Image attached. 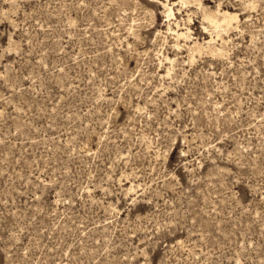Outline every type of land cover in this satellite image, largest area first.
Returning <instances> with one entry per match:
<instances>
[{
	"label": "rangeland",
	"instance_id": "obj_1",
	"mask_svg": "<svg viewBox=\"0 0 264 264\" xmlns=\"http://www.w3.org/2000/svg\"><path fill=\"white\" fill-rule=\"evenodd\" d=\"M0 264H264V0H0Z\"/></svg>",
	"mask_w": 264,
	"mask_h": 264
},
{
	"label": "bare ground",
	"instance_id": "obj_2",
	"mask_svg": "<svg viewBox=\"0 0 264 264\" xmlns=\"http://www.w3.org/2000/svg\"><path fill=\"white\" fill-rule=\"evenodd\" d=\"M181 1H182V3L185 2V0H181ZM174 4L175 3H172V5H174ZM198 5H199V8H200V11L202 10L201 13H202L203 19L206 20V22H208V24H210V26H214V27L222 26V27L228 28V27H230L232 25L231 24L232 20L236 19V15H233V14L229 13L226 10H222V9L218 8V9H216L215 12H210L207 9L202 8L201 3H198ZM165 6H167V5L165 4ZM167 9H168L167 17H173L174 13H173L172 7H167ZM187 20L190 21V16L189 15H188ZM204 29H206V28H204ZM176 35L178 37H182V36L185 35V33H180V34L176 33ZM210 40H212V38ZM210 40L207 41L208 42L207 46H209ZM192 44L193 45L190 47V50H195V51H199V52L203 50L201 48V45L197 41H195ZM207 49H208V47H207ZM217 52L219 53L220 50H217Z\"/></svg>",
	"mask_w": 264,
	"mask_h": 264
}]
</instances>
